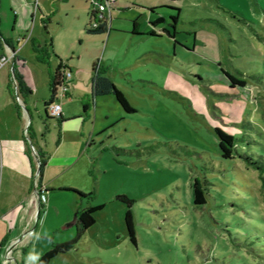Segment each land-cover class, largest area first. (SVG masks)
<instances>
[{
    "label": "rangeland",
    "instance_id": "rangeland-1",
    "mask_svg": "<svg viewBox=\"0 0 264 264\" xmlns=\"http://www.w3.org/2000/svg\"><path fill=\"white\" fill-rule=\"evenodd\" d=\"M39 1L52 13V26L64 18L57 36L66 38L76 6L70 0L62 8L59 0ZM103 2L105 17L113 16L109 31L73 40L81 59L71 77L82 81L92 58H99L135 110L126 111L114 94L92 103L80 129L82 139L94 140L87 165L80 161L83 174L68 171L61 180L87 181L85 191L92 194L83 204L104 206L74 247L48 264H264L260 171L239 156L223 157L214 129L235 133L241 149L264 155V0ZM28 66L40 73L33 56ZM224 71L247 84L231 86ZM39 119L56 143L57 118L44 108ZM68 148L64 154L72 152ZM195 177L207 199L199 205ZM51 188L57 187L43 186L45 207L51 204L46 229L61 222L60 214L75 215L73 191L48 192ZM119 193L135 199L137 246L127 235V203L116 199ZM68 220L57 235L76 232L77 224L62 228ZM41 237L48 245L54 241ZM41 254L29 244L18 262L35 264Z\"/></svg>",
    "mask_w": 264,
    "mask_h": 264
},
{
    "label": "crops",
    "instance_id": "crops-1",
    "mask_svg": "<svg viewBox=\"0 0 264 264\" xmlns=\"http://www.w3.org/2000/svg\"><path fill=\"white\" fill-rule=\"evenodd\" d=\"M59 1L62 8L63 1L69 0ZM69 2L77 8L72 18L73 31L61 40L57 36V27L63 25L64 18L52 26V13L45 11L41 1L39 6L33 0L32 7L31 0H0V56L7 58L0 64V264H19L18 257L29 244H33L36 253H43L52 242L69 240L75 234L57 235L64 221L69 219L62 228L71 226L69 222L74 218L70 219L71 211L60 214L61 222L55 221L51 223V229H46L51 204L45 207L35 193L39 152L45 160L40 169L39 185L57 187L48 192H66L62 188L72 186L86 192L88 185L87 181L84 184L82 181L61 180V176L68 171L83 174L84 167L79 170L76 164L81 161L87 165V153H91L94 143L92 139L80 137L85 135L80 129L91 107L84 109V103H90L92 70L83 75L82 81L70 77L73 89L67 88L56 99L62 106L59 117L55 116L59 127L56 143L49 141L39 119L45 101L51 95L49 80L58 64L56 54L70 66L71 73L76 61L81 59L72 42L78 38L82 42L86 38L84 27L89 19L90 4L88 0ZM32 56L34 64L41 68L40 73L28 66ZM49 124L47 130H50ZM40 132H43L44 146L39 141ZM67 145V150L72 149L70 154L63 153ZM75 196L73 210L76 213L87 205ZM42 235L54 241L48 245L49 240L43 239Z\"/></svg>",
    "mask_w": 264,
    "mask_h": 264
},
{
    "label": "trees",
    "instance_id": "trees-1",
    "mask_svg": "<svg viewBox=\"0 0 264 264\" xmlns=\"http://www.w3.org/2000/svg\"><path fill=\"white\" fill-rule=\"evenodd\" d=\"M90 4V12L89 19L85 24L84 30L87 34H95L108 32L110 28V23L112 21V16H110V20L105 16L100 15L99 6L105 4L103 0H96L94 2L92 0H88ZM161 17L160 19H162ZM174 19H177V15L173 16ZM136 21L134 22L133 33H138L136 29ZM168 35L172 36L170 30L165 29ZM161 34V32H157L155 30H151L150 34ZM58 58V64L49 80L51 95L48 100L45 101V113L50 117L48 112V107L51 103L55 102L58 98V92L60 87L66 83L71 81V74L68 75V72H71V68L67 65L64 60L56 54ZM92 76H91V93H90V103H84V109H87L94 104L95 98L99 95L103 94H114L118 102L122 105V107L126 111H134L135 107L131 105L123 90L109 77L105 74V70L100 63V59L97 58L92 63ZM226 76L229 79L230 85L235 86H245L247 84L246 78H241L236 76L235 74L224 71ZM56 117H59L56 116ZM62 118L58 120V124H60ZM215 132L218 136V144L220 148L221 155L225 158H232L235 156H239L243 158L247 164L257 168L261 174V188L264 194V155L259 154V156H255L253 153L247 152L239 147L238 137L235 133L226 130L221 126L214 127ZM41 165L40 169L43 167L45 160L43 159L42 153H40ZM193 194H194V202L196 204H203L206 202V194L204 190V186L202 185V181L199 177H195L193 183ZM63 191H73V195H76L78 199H82L84 197H90L92 192H84L77 188L73 187H64ZM116 199L122 200L127 203V209L125 212L124 221L126 224L127 235L132 244L137 246V236H136V228L135 222L133 218L132 212V204L135 201L134 198L130 197L126 193H119L116 195ZM104 206V203H90L83 208H79L77 210V230L74 236L66 241L61 242H52L50 246L38 257L35 264H48L54 257H56L59 253L69 251L72 249L77 241L83 236L86 230L95 223L96 221V212ZM1 245V244H0Z\"/></svg>",
    "mask_w": 264,
    "mask_h": 264
},
{
    "label": "built area",
    "instance_id": "built-area-1",
    "mask_svg": "<svg viewBox=\"0 0 264 264\" xmlns=\"http://www.w3.org/2000/svg\"><path fill=\"white\" fill-rule=\"evenodd\" d=\"M94 2H97L96 0H92ZM106 6V4H103V5H100L99 6V10L101 11L100 12V15L101 16H105L104 15V12H103V8ZM7 60L6 56H0V64H3L5 61ZM71 72H68V75H70ZM68 85L63 84L61 87H60V90L58 92V95L59 94H63L66 90H67V87ZM61 109H62V106H61V103L58 102V101H55L53 103H51L48 107V112L53 115V116H58L60 115L61 113ZM40 165H41V161L40 159L38 160L37 162V170L35 172V193L36 195H38V197L40 198V200L42 202H44L46 200V195L43 191V186L39 185V176H40Z\"/></svg>",
    "mask_w": 264,
    "mask_h": 264
},
{
    "label": "water",
    "instance_id": "water-1",
    "mask_svg": "<svg viewBox=\"0 0 264 264\" xmlns=\"http://www.w3.org/2000/svg\"><path fill=\"white\" fill-rule=\"evenodd\" d=\"M74 222L77 223V213H75L74 218L69 222V224L72 225Z\"/></svg>",
    "mask_w": 264,
    "mask_h": 264
}]
</instances>
